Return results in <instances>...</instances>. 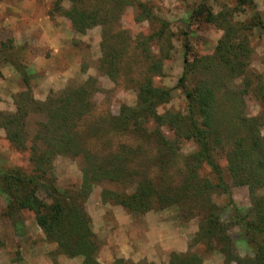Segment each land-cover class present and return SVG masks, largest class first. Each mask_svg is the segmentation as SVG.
<instances>
[{"label":"rangeland","instance_id":"obj_1","mask_svg":"<svg viewBox=\"0 0 264 264\" xmlns=\"http://www.w3.org/2000/svg\"><path fill=\"white\" fill-rule=\"evenodd\" d=\"M54 1L0 0V122L5 115L17 117V104L26 103L28 107L29 97L42 102L52 92L85 83L91 110L76 123L81 147L90 156L102 157L111 150L133 151L118 163L105 160L107 165L119 166L122 177L92 178V189L80 200L90 217L97 260L101 264H112L118 258L136 263L186 264L183 256L194 254L200 264H245L246 259L253 258L254 249L243 239L244 232L233 218V205L240 215L253 220V201L247 184H235L228 170V151L242 130H231L234 125L229 118L235 115L234 101H226V90L238 93L243 81H250L237 110L240 117L256 118L264 135V0H130L131 4L123 10L111 13L113 18L106 14L104 21L109 19L110 23H95L83 33L75 31L65 15L50 13ZM84 2L94 9L103 6L105 0ZM199 3H205L213 13L229 7L232 20L241 23L249 54L246 59L241 58L244 71L238 76L228 74L219 59L213 58L223 29L191 17ZM70 5L71 1L64 0L62 9ZM159 31L160 37L153 36ZM108 44L115 45L113 60L105 57L111 49ZM185 57L193 66L184 81L188 88L199 79L212 80L213 76L224 87L221 92L216 91L215 104L226 115L224 135L222 144L211 153L233 204L220 187L204 189L200 198L193 196L192 185H199L204 179L216 184L217 180L203 163L197 178H191V155L197 150L191 138H176L170 128L159 126L153 118L146 123V131L129 126L116 128L115 117L122 107L136 105L139 84L146 76H150L154 86L171 89L169 100L157 106L158 115L187 114L186 96L177 84ZM209 58L217 61L216 70L206 68ZM158 59L160 70L151 74L147 67ZM22 92L24 95L19 96ZM29 110L26 119L20 120L23 145L8 140L0 126V166L32 172V137L43 118L31 106ZM203 118V122L211 121L210 114L198 120ZM157 129L168 140L174 139V152L169 155L159 149L161 136ZM35 142L40 144L39 140ZM87 163L82 153L54 156L50 161L54 184L60 190L76 192L82 185V168ZM144 176L150 178L156 191H167L174 202L161 209L138 211L102 200L104 190L132 193L138 179ZM256 194L263 196L264 189ZM39 196L48 201L44 193ZM4 211L5 199L0 193V264L81 263V256L71 257L57 250L56 243L47 239L37 225L32 211L19 210L14 216L19 226ZM208 212L216 213L225 227L224 232L210 239L199 232Z\"/></svg>","mask_w":264,"mask_h":264},{"label":"trees","instance_id":"obj_2","mask_svg":"<svg viewBox=\"0 0 264 264\" xmlns=\"http://www.w3.org/2000/svg\"><path fill=\"white\" fill-rule=\"evenodd\" d=\"M64 0H55L50 13L58 12L66 17L72 23L77 32H85L95 23L104 21L106 14L112 17L113 12L121 11L130 0H105L103 6L91 9L84 0L71 1L70 8L63 10L62 2ZM108 5V6H107ZM102 14V15H101ZM192 18L201 19L223 29V35L218 40L213 58L219 59L226 72L238 76L244 71L245 62L242 57L247 58L249 49H246L247 40L242 36L241 23H235L231 18L229 7L222 8L219 12L213 13L205 3H199L192 11ZM103 23V24H104ZM261 24V21H259ZM161 31L153 36H161ZM239 39L237 43L234 40ZM244 41H243V40ZM106 42L103 40V43ZM4 43V42H3ZM2 43V45H3ZM102 44V43H101ZM108 53L105 57L114 59L116 52L114 44H108ZM111 52V53H110ZM184 59V67L177 84L184 90L187 101V114L167 113L158 115L156 108L158 105L169 100L171 89H165L154 86L151 83L150 76L144 77V81L139 84L137 93V103L133 107H122L121 111L115 117L116 128L137 127L146 131V123L149 118L155 119L159 126H165L172 130L176 138H191L197 146V150L192 156L191 169L189 174L191 178L196 179L200 165L206 164L215 174L216 184L204 179L199 185H192L193 196L200 198L204 189H213L220 187L229 196V202L233 204L228 186L223 182L222 175L217 164L212 159V151L216 146L222 144L221 137L224 135V120L226 115L222 113L216 104V91L224 90L221 81L213 76L210 79H199L195 85L188 88L184 81L190 75L193 66ZM217 61L208 59L206 68L213 71L217 69ZM161 66L160 60L151 61L147 69L154 74L159 72ZM251 83L243 81V88L239 92L226 90L228 93L226 101L233 104L235 115L229 118L234 128L231 130L241 131L239 137L232 141L231 151L227 154L228 170L232 181L235 184H247L252 199L253 220H248L240 215L236 205L234 206V219L238 221L244 232L243 239L254 249L253 258L246 259L245 264H264V195L258 196L256 191L264 189V135L258 129L257 119L253 117H240L238 108L243 104L242 96L247 93ZM261 88H259V91ZM264 94V93H263ZM24 95L23 92L19 96ZM88 92L85 83L81 86L69 85L59 92H52L45 101L37 102L32 97L28 98L29 106L26 103H18V116H2L1 127L5 129L6 137L18 146L23 145L22 125L20 120L26 119L30 106L34 111L40 112L43 122L39 125L37 131L33 134L34 143L31 145L32 172L27 173L18 168L0 166V193L5 199L4 213L13 220L15 226L19 222L14 216L19 214L21 208L30 210L34 214L37 225L42 229L47 239L53 240L60 253L71 257L81 256L80 264H101L96 258L97 242L89 227L90 217L80 204V200L89 194L92 189V181L96 178L117 180L122 177V169L119 166L107 165V162H120L125 156H130L133 151L122 149L111 150L105 156H90L84 147H81L79 140V130L77 121L85 114L89 113L91 102L87 98ZM34 106V107H33ZM231 112V111H230ZM211 115V121L203 122L204 118L198 120V117ZM161 136L159 139V149H163L164 155L174 152V139L168 140L164 133L157 129ZM239 133V132H238ZM142 135V134H141ZM150 138V135H147ZM36 140L40 144H36ZM169 150V151H168ZM88 161L82 168V185L74 192L60 190L54 184V177L51 171L50 161L57 155H79ZM98 156V157H95ZM95 178V179H94ZM189 180V177H187ZM188 190L187 188H185ZM44 193L48 201L40 198L39 193ZM103 201H111L115 204H121L129 210L146 211L150 209H161L171 205L174 202L167 191H156L148 176L138 179L135 190L132 193L124 194L116 191L104 190L102 192ZM208 201L209 198H208ZM224 228L219 221L216 213L208 212L202 222L201 234L203 238L210 239L219 232H224ZM175 258H178L175 255ZM174 260V259H173ZM186 264H200L195 255L189 258L183 256ZM177 264L176 261H173ZM181 263V262H180ZM112 264H154L153 262H129L118 258Z\"/></svg>","mask_w":264,"mask_h":264}]
</instances>
